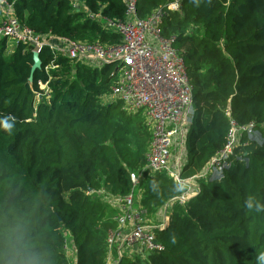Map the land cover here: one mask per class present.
Instances as JSON below:
<instances>
[{
	"label": "trees",
	"instance_id": "16d2710c",
	"mask_svg": "<svg viewBox=\"0 0 264 264\" xmlns=\"http://www.w3.org/2000/svg\"><path fill=\"white\" fill-rule=\"evenodd\" d=\"M18 20L37 33L71 40L117 43L120 35L73 10L69 0H6ZM90 12L120 19V0H82ZM136 0L139 17L166 10L164 37L184 60L193 87V118L186 135L183 177L198 174L226 142L229 117L253 122V137L242 159L226 165L215 181L198 180L199 192L180 204L184 186L163 171L145 169L151 133L140 112L119 101L104 103L115 76L72 63L41 47V68L28 81L31 46L0 40V121L15 117L12 134L0 127V264H19L21 252L41 264H259L264 253V212L245 200L264 203V0ZM54 59L48 98L36 97L47 81L44 66ZM229 106L228 117L225 112ZM250 146V148H249ZM139 173L138 203L153 214L167 203L169 221L154 229L162 248L143 258L107 262V232L115 210L96 193L125 195ZM134 188V189H135Z\"/></svg>",
	"mask_w": 264,
	"mask_h": 264
},
{
	"label": "built area",
	"instance_id": "2783aa9c",
	"mask_svg": "<svg viewBox=\"0 0 264 264\" xmlns=\"http://www.w3.org/2000/svg\"><path fill=\"white\" fill-rule=\"evenodd\" d=\"M69 2L73 10L85 11L91 19L118 33L120 41L104 44L97 40H71L51 33H37L18 20L12 4L6 0H0V40L6 38L27 43L32 52H39L44 46L54 57L61 55L72 63H84L91 67L101 68L107 64H115L112 71L115 81L109 93L102 96V101H119L128 113L142 114L151 133L144 168L149 172L163 171L182 184L183 192L173 201L185 203L199 192L198 180L219 179L226 165L240 158V146L258 133L256 125L253 122L237 123L229 117L227 106L225 114L229 117V128L224 146L198 174L183 177L181 171L188 155L186 135L193 118V87L184 60L172 44L173 37L162 35L161 23L166 10L156 9L142 18L138 16L136 0H120L124 5L123 17L113 19L90 12L82 0ZM177 9L176 0L167 6V10ZM56 67L54 59L44 66L48 80L37 82L36 97H45L51 92L48 85L49 72ZM129 178L133 188L128 194H113L104 188L88 192L96 193L115 210L112 218L116 226L107 232L106 242L108 254L116 250L118 258L126 250L142 257L160 250L162 246L156 239L154 229L163 227L169 221V217H166L157 226L147 223L144 218L146 210L133 195L139 173L130 172ZM167 205L169 204L165 206ZM64 249L66 254L71 251L67 241Z\"/></svg>",
	"mask_w": 264,
	"mask_h": 264
},
{
	"label": "rangeland",
	"instance_id": "374dc122",
	"mask_svg": "<svg viewBox=\"0 0 264 264\" xmlns=\"http://www.w3.org/2000/svg\"><path fill=\"white\" fill-rule=\"evenodd\" d=\"M114 68H115V64H113V70H114ZM46 95L47 96L44 97L45 99L48 98L51 95V93H47ZM254 137L257 140L261 139V136H260L259 133L254 135ZM252 140H253V138H250V139H248L245 142V144L240 146L241 147V151H239V154H238V157H240V158H238V159H242L241 157H243V155L246 153V150H247L246 147H248V145L251 144ZM253 142H254V140H253ZM249 148H250V146H249ZM185 152H186V150H185ZM139 193H140L139 189L135 188L134 191H133V195L135 196L136 199H137V196H138ZM170 209H171V207L169 205L163 206L162 208H160L157 212H155L153 214H148L147 213L144 218L146 219V221H147V223L149 225L157 226L162 221H165L166 217L167 218L169 217ZM64 234H65L64 235L65 240L70 244V247H71V251H69L66 254L68 256V260H69V262L71 264L73 262L72 258H74V253L76 252V249H75V246L73 245V243L71 241V238H70L68 232H65ZM121 256H125V257L132 258V259L135 258V257L143 258L142 256L135 254L133 251H131L128 255H126L124 253ZM117 259H118V255H117V253L115 251H112L110 254H107V257H106L107 262L116 261Z\"/></svg>",
	"mask_w": 264,
	"mask_h": 264
},
{
	"label": "clouds",
	"instance_id": "9594fccd",
	"mask_svg": "<svg viewBox=\"0 0 264 264\" xmlns=\"http://www.w3.org/2000/svg\"><path fill=\"white\" fill-rule=\"evenodd\" d=\"M15 117L5 118L3 121H0V127L3 128L8 134H12L15 128ZM245 207L250 211H255L257 213L264 212V203L258 200L255 196H249L245 200ZM259 264H264V253H261L257 257ZM19 264H41L39 258L35 256H28L23 251L21 252V259Z\"/></svg>",
	"mask_w": 264,
	"mask_h": 264
},
{
	"label": "water",
	"instance_id": "95a60500",
	"mask_svg": "<svg viewBox=\"0 0 264 264\" xmlns=\"http://www.w3.org/2000/svg\"><path fill=\"white\" fill-rule=\"evenodd\" d=\"M32 60H33V63L31 65L30 75L28 76L29 82L32 81V76H33L34 71L41 68V60L39 58V52L38 51L32 52ZM147 254H149V253H147Z\"/></svg>",
	"mask_w": 264,
	"mask_h": 264
},
{
	"label": "crops",
	"instance_id": "0c3cea01",
	"mask_svg": "<svg viewBox=\"0 0 264 264\" xmlns=\"http://www.w3.org/2000/svg\"><path fill=\"white\" fill-rule=\"evenodd\" d=\"M76 249V248H75ZM113 251H115L116 253H118L116 250H113ZM131 251H127L126 250V255H128L129 253H130ZM67 256V255H66ZM71 257V256H70ZM67 258H68V256H67ZM72 260H73V262L71 263V264H75V261H76V252L74 253V258H72Z\"/></svg>",
	"mask_w": 264,
	"mask_h": 264
}]
</instances>
